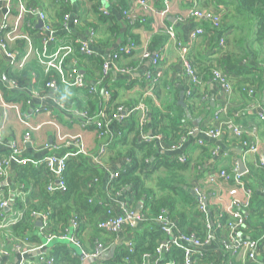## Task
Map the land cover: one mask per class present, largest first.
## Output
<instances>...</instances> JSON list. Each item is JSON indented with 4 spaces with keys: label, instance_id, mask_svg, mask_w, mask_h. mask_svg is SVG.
I'll list each match as a JSON object with an SVG mask.
<instances>
[{
    "label": "trees",
    "instance_id": "obj_1",
    "mask_svg": "<svg viewBox=\"0 0 264 264\" xmlns=\"http://www.w3.org/2000/svg\"><path fill=\"white\" fill-rule=\"evenodd\" d=\"M59 3L56 13L58 23L55 26L48 21L46 23V26L55 33L63 32V19L66 14L71 15L68 3H65L64 0ZM237 6L239 15L251 17L250 28L240 27L244 33L246 30L247 32L249 30V34L254 33V37L252 39L250 37V48L234 49L235 43L243 42L246 37L243 36L238 40L235 37H226L222 25L223 19H220L218 28L204 22L209 24L208 34L197 39L203 38L205 46L211 49L208 55L202 53V55H198L193 54L192 48L189 47L187 56L199 83L190 85L186 89L185 107L178 104L179 94L174 88V91H168L165 94L160 106H156L157 104L152 99L148 100L149 106L145 105L148 111L145 121L140 122V115L136 113L125 117L122 122H118L114 116L119 108L132 112L141 104L127 105L118 102L117 94L106 83L96 93L90 91L94 85L90 80L102 76L103 66L106 62V59L94 50L92 55L77 52L74 57L81 61V65L77 69L84 72L83 75L87 81L86 90H84L87 92L85 104L65 98L61 94L59 78L54 74L48 75L46 87L50 82H55L56 90L52 87L47 88L52 91L54 99L60 104L84 111L95 120H99L100 114L103 113L104 118L99 123L114 122L116 124L112 135L105 126L97 132L101 141L107 137L106 140L110 145L108 150L110 155L112 153V159H116V162L123 161L124 164L117 170L119 176L109 182L106 190L102 184L107 169L104 159L107 157L101 159L98 153L93 157L100 158L102 162L100 164H96L93 158L82 154L64 160L65 169L62 173L64 190H59L56 184L57 176L54 171L48 168L45 159L32 161L35 164L28 162L25 166L20 165L17 170V178L20 180L21 193L25 195V198L14 201L13 208L21 212V217L8 227L16 241V247L27 252L32 249V246L41 245L38 236L34 235V230L37 216H44L45 225L42 227V235L47 239H54L46 255L54 258L55 264H83L82 253L90 257L102 253L100 255L102 258L109 255L110 259L106 260L104 257L101 260L105 261H97L94 264H145L146 255L154 257L157 248L167 241L164 232L165 221L160 220L162 215H165V219L174 222L177 232L184 235H196L201 242H206L210 233L214 234V242L209 244L206 249L201 248L193 251V264H241L222 246L230 215L224 213L220 216L219 209L211 208L210 203L207 204V213L201 212L197 197L192 193L202 181L204 182L209 171L218 168L231 175L236 169L235 164L226 168L222 160L207 166L218 148L208 140H204L203 145H199L198 141L202 138L197 142H192L186 152L184 163L179 161V157L169 155L171 152L169 153L170 150H168L173 146L184 145L190 138L192 127L185 123L187 115H190L191 119H195L194 108H197L203 99L201 83L213 80L215 70L226 74L231 83H235L234 90L236 89L244 95L245 91L255 89V98H248L245 95L246 107L249 103L255 101L259 103L262 99L264 91L261 68L264 63V0H239L236 3V8ZM213 14L220 16L219 13ZM103 17L105 20L109 19L106 15ZM35 20V17H30L26 21L25 30L27 33L34 32ZM237 24L243 25V23ZM237 24L235 25L239 27ZM165 25L169 27V22L166 21ZM79 26L73 27L69 34L73 36V32ZM112 26L114 27L111 29V34H116V24ZM166 29H160L158 34L153 37L148 50L150 53L161 55L163 45L171 38L170 29ZM91 32L95 34L93 46L96 49V46H99L96 26L88 28L87 34ZM42 35H44L43 31ZM213 35L214 39H207ZM56 38L58 37L56 36ZM222 39H224L223 46L220 45ZM81 43V41H77L75 47L79 49ZM214 52L219 55L217 61H211L204 57L210 58L209 55ZM71 63V59L66 61L67 71L74 68V64ZM10 66L13 67L12 62H9V67L4 71L5 78L0 79L6 93H8L6 80L14 81L18 85L17 78L13 77V74H9ZM234 74L241 75V78L232 79ZM161 81V77H157L149 83L155 93V98L160 94L155 87L162 86ZM103 90L109 92L108 98L102 94ZM188 91L191 92L190 97L187 96ZM11 96L10 99L14 102L28 100L25 93H12ZM51 108L48 105L46 109L51 110ZM203 109L206 107L203 106ZM200 128H202L201 125ZM209 129L211 128H206V131ZM149 132H151L150 137L142 138L144 133L148 135ZM101 134H105V136ZM159 136L161 141L156 139ZM160 143L167 152L160 153L158 148ZM247 169L243 182L252 191L253 196L250 209L247 211L246 227L240 228V231L242 235L251 240L264 241V170L251 161L247 163ZM50 187L53 188L52 191H50ZM120 197H123L125 205L123 209L120 207L116 210L118 205L112 202V198L120 200ZM139 203H142L140 214L143 220L138 227L126 224L118 231L100 227L110 219L121 216L125 209L134 210ZM2 213L4 210L0 209V214ZM73 223L76 224V228L71 230ZM128 231L131 235L121 238V236H127ZM67 235H71L79 243L81 254L76 248L60 240ZM150 261L152 264L156 262L151 258ZM170 261L176 264H185V251L170 244L169 251L163 254L160 262ZM249 264L252 263L249 261Z\"/></svg>",
    "mask_w": 264,
    "mask_h": 264
},
{
    "label": "crops",
    "instance_id": "obj_2",
    "mask_svg": "<svg viewBox=\"0 0 264 264\" xmlns=\"http://www.w3.org/2000/svg\"><path fill=\"white\" fill-rule=\"evenodd\" d=\"M26 1L28 5L37 6L43 10L47 15V21L51 25L55 26L58 23L56 21V13L61 0ZM238 1L148 0L149 8L145 9L133 0H64L65 3H68L71 15L74 18H79L81 25L73 32V36L57 31L56 36L58 38L53 44L48 46V49L53 54L61 47L68 45L75 46L77 41H87L88 28L96 26L99 46H96V49H94L95 46L91 47L106 60H109L120 48L132 49L131 55L121 56L116 63V67H111L109 76L104 82L117 94L118 102L127 105L139 103L149 106L148 100L152 99L157 104L156 106H160L168 91L176 89L180 99L182 92L185 94L186 89L190 85H195L192 78L188 77L185 73L177 42L190 47V49L192 48L193 54L208 55L211 49L205 46L203 38L197 39V37L192 39V33L197 28H202L208 34L210 27L207 23L188 18V13L191 9L197 8L205 11L210 10L215 14L219 13L221 19H223L222 25L225 29L226 37H235L236 40L243 36L246 37L243 42L235 43L234 49L250 48V37L252 39L254 33L251 32L249 34V30L248 32L246 30L244 33L240 27L245 29L250 28L251 17L249 15L248 17H243L242 14H238V6L236 8ZM164 10H167L168 13L165 19L160 15ZM101 11L106 12L108 20H105V17H103L105 15ZM18 16L19 11L17 6H14L12 11L7 13L5 6L0 3V42L7 38L11 31L17 29L12 37L13 40L7 42V46L9 52L14 55V63L16 64V66H10L11 70L9 74H13V77L17 78L16 82L18 84L17 87H13L11 86V80H6L8 86V93H6L2 87L4 84L1 85L0 83V164L3 165L4 169L8 163L6 168L7 175H0V189H3L4 199L11 206L9 216L6 213L3 216L4 218L0 217V251H7L9 253V256L0 264H38L40 259L48 254L51 244L54 242L49 241L42 235L43 219L38 218L35 221L34 235L38 236L41 245L32 246L31 248H38L33 251L38 252L37 255L29 252L27 255L22 256V252L16 248V241L11 234V230H8V227L16 223L21 217V212H17L13 208L14 201L25 198V195L21 193L20 180L17 178L19 166H25L21 161L27 160L28 162H32L45 159L46 162L52 156L57 158L68 156L69 158L76 156L75 154H77L79 148L92 158L99 152L101 145L108 140L104 139L101 141L99 139L94 120L83 117L81 113L84 111H78L73 106L53 103L54 96L51 95L52 91L48 89L49 87H46V81L50 74L47 73L46 66L42 60L38 58L39 54L44 50L41 38L43 27L42 29H37L40 20L36 18L34 21L36 24L35 30L32 34H29L25 30V23L29 19V16L21 20L18 19ZM166 21L169 22V27L165 25ZM237 23H243V25ZM113 24H116V34H111V29L114 27L112 26ZM235 24L239 25V27ZM162 28L170 29L174 33L175 38L168 39L167 43L163 45L161 62L158 69L162 86L155 87L160 92L159 97L155 98L152 87L148 83L143 82L150 70H153V67L151 62L143 59L142 56L145 51L149 50L153 37ZM212 38L214 39L215 36L213 35L207 39L210 40ZM216 39H218L217 36ZM0 55L4 56L1 47ZM209 56L210 58L204 57L211 61H217L219 57L215 52ZM77 65L79 67L81 61ZM7 67H9V61L4 60L0 65V79L5 78L4 71ZM128 68L130 69V73L120 71L121 69L125 70ZM81 72L84 74L83 71ZM101 78L102 76L98 79H89L90 82L94 83L93 86L99 85L96 87L97 90L104 86V83L101 84L99 81ZM240 78L241 75H232V79ZM201 86L203 99L202 103L197 108H194L196 112L195 119H191L190 115H187L185 121L187 126L192 127L191 130L197 132L198 135L193 137L192 134L182 148L175 152V157L186 155L192 142H194L191 138H205L203 134L206 128L219 127L221 122L224 121H232L237 124L240 123L243 126L245 125L248 132H251L249 130L255 131L256 142L259 144L260 151L264 152V123L258 120L257 112L246 107L245 95L235 89L231 96H226L212 79L201 83ZM12 93H25L28 100L26 102H14L10 99L12 98ZM86 93L85 91L61 84V94L65 98L75 100L81 104L87 102ZM48 105L52 107L51 110L46 109ZM203 106L206 109H203ZM223 111H226V114H223L221 121L216 120L215 116ZM186 112H189V110H186ZM21 119L30 122L34 126L42 124L43 126L38 131H30L31 136L27 139L26 134L29 130L24 126ZM200 125L202 128H200ZM107 126L110 131L109 133L112 135L116 124L111 122ZM57 129L61 136L65 138V142L59 140ZM211 142L219 148V151L216 154L217 156L208 162L207 166L223 160L224 167L229 168L234 163L239 168L240 161H242L247 171V163L249 161L258 165V155L245 156L241 144L233 141L228 133L219 141ZM14 147H17L20 151V154L17 156L14 155ZM158 148L160 151L167 152L161 143L158 145ZM183 148H185V151H182L183 155H179V151ZM104 157H107L104 159L107 163L105 166L107 169L102 185L104 190H106L109 182L114 179L113 174L118 173V168L124 162H116V159H112V153L110 155L109 150H107ZM32 163L35 164V162ZM199 187L206 195L210 207L215 210L219 209L224 212H231L234 210V200L243 198L242 193L237 197L232 196L230 194L231 186L224 183L221 185H211L206 181H202ZM112 202L118 205L116 210L120 207L123 209L125 205L123 197H120V200L112 198ZM140 205L142 203H139L132 211L140 214L141 210H138V206ZM37 223H41V227H38ZM133 226L138 227L139 222L136 225L133 224ZM130 235L128 231L127 236H121V238H127ZM44 240H47V245L44 244ZM64 243L76 248L80 254L82 253L70 241ZM261 244L257 251L256 261L250 263L264 264V241ZM213 247L215 248L216 246L214 245ZM104 257L106 260L110 259L109 255ZM103 258L100 256L98 258H88L84 260L83 264H94L97 261L103 262L105 261L101 260ZM234 258L241 262V264H249V260L244 254ZM93 259L94 261L92 262ZM86 261L89 262L87 263Z\"/></svg>",
    "mask_w": 264,
    "mask_h": 264
},
{
    "label": "built area",
    "instance_id": "obj_3",
    "mask_svg": "<svg viewBox=\"0 0 264 264\" xmlns=\"http://www.w3.org/2000/svg\"><path fill=\"white\" fill-rule=\"evenodd\" d=\"M133 1L145 9L149 8L148 0H133ZM0 3L5 6L7 13H10L12 9L14 8V6H17L18 11H19V16H18L19 20L25 18L26 16H29V18L35 17L39 19L40 22L44 24L43 25L44 35H41L42 43L44 45V50L42 51L41 54H39L38 58H40L43 64L46 66L47 73L48 74L54 73L59 78L60 83L62 85L72 87V88L82 90V91L86 90L87 81L84 75L82 74V72H80L79 69H77L78 66L76 65L78 64L79 60L74 57L77 52H80L86 55H92L94 53L91 46L95 44L94 43L95 34L93 32L88 34L87 41H83L79 49H77L73 45H68V46L61 47L57 52L52 54L49 52L48 46L50 44H53L57 40L56 33L50 30L49 27L46 26L47 15L43 10H41L37 6L28 5L26 0H0ZM101 13L103 15H106V12L104 11H101ZM160 15L162 16L163 19H165L168 15L167 10H164L163 12H161ZM188 18H193L200 22H208L212 26L217 27V28L220 25V19H221L220 16L214 15L211 11L200 10L197 8H193L189 11ZM63 22H64L63 32L66 34H69L72 31L73 27H77L81 23L79 18H74L70 14L65 15ZM16 31L17 29H14L13 31H11L8 37L0 42V47L4 52V56L0 55V65L2 64L4 60H7L9 62H12L13 66H16V64L14 63L15 57L11 52H9L8 46H7V42L13 40L12 37L14 36V33ZM205 34H206L205 30H203L202 28H197L192 33V39L203 36ZM170 35H171V38H175L174 33L171 30H170ZM177 44H178L180 59L182 61V65L185 70V73L188 77L192 78L193 84L196 85L199 83V79L196 76L194 69L192 67V64L187 56L189 52V47L184 44L178 43V42ZM223 44H224V39L220 41V45L223 46ZM131 54H132L131 48L129 49L120 48L118 52L117 53L115 52L109 60H106L103 66L102 78L101 80H99L100 83L102 84L105 82V80L109 76L111 67H116V63L118 62L121 56L131 55ZM142 58L151 62L152 67H153V70H150V72L146 75V78H144L143 80V82H146L149 84L155 78L160 76V74L158 73V69H159L160 62H161V55L155 54V53L152 54L147 50L144 52ZM68 59H71L72 64H74V68H72L71 71H67L65 68V64ZM261 68H262V76H263V83H264V63L261 65ZM120 71L124 73H130L129 68L125 70L121 69ZM213 81L220 88L222 93L225 94L226 96H231L233 94L234 88H233V85L230 79L226 76V74H224L220 70L214 71ZM11 86L17 87L14 81L11 82ZM97 86L99 85L97 84L96 86H93L90 89V91L92 93H96ZM47 87H52L56 90L55 82H50L47 85ZM244 93L248 98L256 97L255 89H249L245 91ZM102 94L107 98L110 96L109 92L106 90H103ZM51 95L53 96V93H51ZM187 96L190 97L191 92L188 91ZM256 102L257 101L253 103H249L247 107H249L250 110L257 112L258 120L264 123V91H263V96H262L261 101L259 103L258 102L256 103ZM53 103L60 105V103L56 101L55 99ZM136 113H139L140 115V122H143L147 119L148 111H147L146 106L143 104L134 108L132 112H127V111H124L123 108H119L118 112L116 113L114 117H115V120H117L118 122H122V120L125 117L135 115ZM81 114L86 119L94 120L97 131L101 130L104 126L108 128L107 123H103V122L99 123V121L102 118H104L103 113L100 114L99 120H95L94 117H90L88 113L86 112H82ZM223 114H226V111L225 112L223 111L222 113L216 115L215 119L218 121H221ZM21 120L24 126L27 128V130H29L28 133L26 134L27 139L30 138L32 131H38L43 126V124L34 126L28 121H25L23 119ZM210 128L211 129L204 132L203 136L205 138H202V140H199L200 138L197 139V141L199 140L198 141L199 145H203L204 140H208V141L211 140V141L217 142L220 139H222L226 133H228L229 136L233 139V141L241 144L244 150L245 156L248 157V155H258V160H257L258 166L262 170H264V152L260 151L259 144L256 142V132L255 131L248 129L249 131H251V132H248L246 130L245 125L243 126L240 123L237 124L232 121H224V122H221V125L219 127H213V128L210 127ZM58 129H57V136L59 137V140L65 142L66 141L64 140L65 138L61 136L60 132H58ZM194 133L195 131H192L190 136H192V134L194 135ZM101 135L105 136V134H101ZM147 137L148 135H146L145 133L142 135V138L144 139ZM106 139L107 137L105 138V140ZM156 139L158 141H161L160 136L157 137ZM182 146L183 145L173 146L172 148L168 150H170V152H176L180 150ZM109 147L110 145L108 141L105 142L103 145H101L100 150L98 152L101 159L104 157ZM218 151H219V148L215 151L214 157L217 156L216 154L218 153ZM19 154H20L19 149L17 147H14V155L17 156ZM78 154L87 155L86 153L82 151L81 148H79V151L75 155H78ZM67 158L68 156L64 158L63 157L57 158L55 156H52L48 158L46 161L48 168L54 171V173L57 176L56 184L59 190H64V187H65L63 180H62V173L65 169L64 160ZM92 158L96 164L102 163L100 158H97V157H92ZM179 161L184 163L185 156L179 157ZM21 162L24 165L28 163L27 160H22ZM7 166H8V163L3 169V165L0 164V175L1 176L7 175V170H6ZM235 168L236 169L234 170V172H232L231 175L228 174L226 171H220L218 168L212 169L206 174L204 181L208 182L211 185H221L222 183H224V184L231 186L230 194L234 197H237L240 193L243 194V198L234 200L233 202L234 210L233 211L224 212L223 210H219L221 212L220 216H222L224 213H227L230 215V220L227 225V231L222 240V246L226 251H228L231 254V256L240 257L244 254L245 256H247L250 262H254L256 261L257 251L260 245H262L261 244L262 241L251 240L247 236L242 235L240 231V228L246 227L247 211L250 209L253 193L251 190H249L245 186L243 182V177L247 173V171L244 174H240L238 166H236ZM118 176H119L118 173L113 174V178H117ZM2 190L3 189H0V209L4 210V213L0 214V217L4 218L3 216H5L6 213L9 216L11 206H10V203L4 199ZM52 190L53 188L50 187V191ZM193 192L195 196L197 197L198 204H199V210L206 214L207 213V205L205 204V201H207L206 195L204 194V192H202L200 187L195 188ZM17 212H20V211L17 210ZM165 217H166L165 215H162L160 220L165 221L164 232L167 236V241L162 243L157 248L156 254L154 257H151L150 255H146L147 260L145 261V264H152V262L150 261V258L156 261L154 264H176L173 261L165 262V263L160 262L163 254L169 251L170 244H172V246L176 248H181L185 251V254H186L185 264H193V260H192L193 251L199 250L201 248L204 249L209 244L214 242L215 236L213 233H210L206 242H201L200 239L196 235H184V234L177 232L175 229L176 226L174 222L170 221L169 219H165ZM38 218L43 219V227H44L45 217L37 216V219ZM142 220L143 219H142L141 214L136 213L135 211H132V210L125 209L121 216L115 219H110L109 222L101 224L100 227L109 228L112 231H118L120 230L122 226L126 224L133 225L134 223H137V222L140 223ZM75 228H76V224L73 223L71 230H74ZM48 240L54 241V239H48ZM60 240L67 242V243L68 241H70L72 244H74L80 249L79 243L76 242L74 238H72L71 235L64 236ZM16 248L18 251L22 252V256L27 255L29 252L32 253L33 251L38 249V248H35L30 251L23 252L21 251L19 247H16ZM103 253L105 252L103 251ZM101 254L102 253H98L90 257V256H85L84 253H82L84 260H87L88 258H98ZM8 256H9V253L7 251H0V263ZM55 262L56 261L54 258H51L48 255H45L40 259L38 264H55Z\"/></svg>",
    "mask_w": 264,
    "mask_h": 264
},
{
    "label": "water",
    "instance_id": "obj_4",
    "mask_svg": "<svg viewBox=\"0 0 264 264\" xmlns=\"http://www.w3.org/2000/svg\"><path fill=\"white\" fill-rule=\"evenodd\" d=\"M43 23L42 22H39L38 23V26H37V29H42V27H43ZM83 74V73H82ZM178 104L179 105H182L183 107H185V94H184V92H182L181 94H180V99H179V102H178ZM196 135H198V133L197 132H195L194 133V135H193V137H195ZM151 136V132H149L148 133V137H150ZM192 139V141H197V139H199L198 137H196V138H191ZM182 151H185V148H183L181 151H179V155H183L182 154ZM160 153H164V151H160ZM169 155H171V156H175L176 155V153L175 152H173V153H171V154H169ZM246 172V169H245V167L243 166V164H242V161H240V164H239V173L240 174H244ZM193 193V195H194V192H192ZM205 204L207 205L208 204V202L207 201H205ZM141 207H142V205H140V206H138V210H141ZM7 211H9V210H7ZM137 223H134V225H136ZM38 227H41V223H37L36 224ZM45 245H47L46 244V242L44 243ZM33 254L34 255H37L38 254V252H33ZM94 261V259L92 260V262ZM87 263L89 262V261H86Z\"/></svg>",
    "mask_w": 264,
    "mask_h": 264
},
{
    "label": "rangeland",
    "instance_id": "obj_5",
    "mask_svg": "<svg viewBox=\"0 0 264 264\" xmlns=\"http://www.w3.org/2000/svg\"><path fill=\"white\" fill-rule=\"evenodd\" d=\"M45 242L47 243V240H44V243H45Z\"/></svg>",
    "mask_w": 264,
    "mask_h": 264
}]
</instances>
